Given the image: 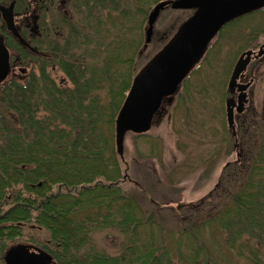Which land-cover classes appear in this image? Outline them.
Masks as SVG:
<instances>
[{
  "label": "trees",
  "instance_id": "16d2710c",
  "mask_svg": "<svg viewBox=\"0 0 264 264\" xmlns=\"http://www.w3.org/2000/svg\"><path fill=\"white\" fill-rule=\"evenodd\" d=\"M75 9L64 45L52 47L70 83L57 86L38 67L0 84L2 264L5 242L27 224L48 241L13 245L45 252L54 264H264V120L255 125L257 146L244 176L216 210L186 216L154 200L143 205L121 186L127 175L116 144L142 21L130 15L128 0H88ZM258 13L264 5L227 20L218 33ZM5 42L30 53L7 35ZM101 232L105 241L94 237ZM33 233L30 242L39 244Z\"/></svg>",
  "mask_w": 264,
  "mask_h": 264
},
{
  "label": "rangeland",
  "instance_id": "374dc122",
  "mask_svg": "<svg viewBox=\"0 0 264 264\" xmlns=\"http://www.w3.org/2000/svg\"><path fill=\"white\" fill-rule=\"evenodd\" d=\"M9 1L0 0V3ZM68 1L70 17L61 15L57 0H38V5H34L32 0H15L13 11L18 12L22 34L32 46L48 55L39 54L37 58L30 52L24 57L14 50L17 47H9L13 68L8 77L21 79L41 67L57 86L70 83L55 62L57 54L52 47L64 45L68 27L77 22V3L80 9L88 0ZM158 1L161 0H128L132 10L130 15L142 21L139 34H134L133 72L136 74L172 40L180 24L196 11L192 7L176 8L170 3L166 4L159 10L146 40L147 17ZM33 7H38L40 12L39 9L33 11ZM26 10L28 12L24 14ZM128 21L131 26L132 19ZM1 25L3 22L0 20ZM4 31L7 32L6 29ZM263 39L262 13L227 26L209 40L194 62L189 71V82L187 80L179 98L176 94L181 86L171 96L162 99L149 128L141 132L142 135L129 129L123 132L116 143L121 157V171L127 175L121 186L136 193L143 205H150V201L154 200L174 207L186 216L201 215L216 210L226 200L225 192L238 187L237 183L244 176L257 146L255 125L264 120V52L251 59L245 70L243 80H254L248 86V100L244 103V112L239 121L237 113H234L233 129H236V135L232 134L226 121L225 99L230 96L227 83L239 54L246 49L257 51ZM17 44L22 46L19 42ZM85 65L88 64L85 62ZM20 68H24V71L21 72ZM243 121L246 126H243ZM234 161L238 163L237 169L232 165ZM33 228L27 224L23 228V235L16 237L12 243L5 242L3 250L16 242L40 248L48 239L42 228ZM35 231H39V244L30 242ZM102 234H94V237L105 241Z\"/></svg>",
  "mask_w": 264,
  "mask_h": 264
},
{
  "label": "water",
  "instance_id": "95a60500",
  "mask_svg": "<svg viewBox=\"0 0 264 264\" xmlns=\"http://www.w3.org/2000/svg\"><path fill=\"white\" fill-rule=\"evenodd\" d=\"M170 3L176 8L195 7L197 10L183 21L172 40L163 47L151 61L139 71L129 87L127 95L119 109L116 119V143L125 130L134 132L149 128L153 114L157 111L163 98L173 94L194 62L204 51L210 38L229 19L249 10L264 5V0H161L155 3L147 17L145 39H149L151 27L161 8ZM14 0L0 3V17L6 24L7 31L17 41L31 51V46L19 32V26L13 16ZM0 32V83L6 79L9 71V52ZM264 52V39L257 51L246 49L240 53L231 70L227 90L231 94L225 99L227 125L233 129L235 112H241L247 101L246 88L250 82H240L243 71L253 57ZM21 72L24 68L19 69ZM238 90L237 103L233 94ZM3 261L5 264H54L51 257L42 251L29 250L26 245L15 244L7 248Z\"/></svg>",
  "mask_w": 264,
  "mask_h": 264
},
{
  "label": "flooded vegetation",
  "instance_id": "af4514ba",
  "mask_svg": "<svg viewBox=\"0 0 264 264\" xmlns=\"http://www.w3.org/2000/svg\"><path fill=\"white\" fill-rule=\"evenodd\" d=\"M33 1V3H34V5H38V0H32ZM14 5H15V0H14ZM68 5H70V2L68 1V0H57V9L60 11V13H61V15L62 16H64V17H70L71 16V13H70V9H68ZM31 9V8H30ZM29 9V10H30ZM39 8L38 7H33V11H37ZM26 12H28L27 10L24 12V14L26 13ZM31 12V11H30ZM39 12H40V9H39ZM14 13H15V16H14V21L15 22H17L18 23V25H19V30H20V32H21V25H20V23H19V16L17 15V13L18 12H15L14 11ZM0 20H1V18H0ZM2 21V20H1ZM3 26V31L5 30V27L4 26H6V25H1L0 27H2ZM4 33H6L5 35H7V32H5L4 31ZM22 33V32H21ZM6 37V36H5ZM4 37V38H5ZM37 50H38V48H37ZM42 52V51H41ZM39 50L37 51V52H31V53H33V54H35V55H37V56H39V54H42V55H47V53L45 52H42L41 53ZM11 58H12V55H11V52H10V58H9V60H10V64H11V68H13V64H12V61H11ZM243 78H245V75H244V77ZM233 97H234V101L235 100H237V92H235L234 94H233Z\"/></svg>",
  "mask_w": 264,
  "mask_h": 264
},
{
  "label": "bare ground",
  "instance_id": "6f19581e",
  "mask_svg": "<svg viewBox=\"0 0 264 264\" xmlns=\"http://www.w3.org/2000/svg\"><path fill=\"white\" fill-rule=\"evenodd\" d=\"M210 39H212V37H211ZM208 43H209V42H208ZM208 43H207V44H208ZM207 44H206V46H207ZM206 46H205V48H206ZM185 76H186V75H185Z\"/></svg>",
  "mask_w": 264,
  "mask_h": 264
}]
</instances>
